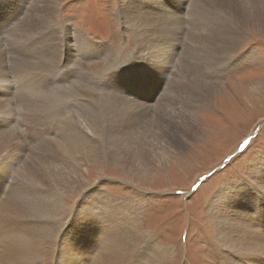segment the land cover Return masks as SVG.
Returning a JSON list of instances; mask_svg holds the SVG:
<instances>
[{"label": "rangeland", "instance_id": "obj_1", "mask_svg": "<svg viewBox=\"0 0 264 264\" xmlns=\"http://www.w3.org/2000/svg\"><path fill=\"white\" fill-rule=\"evenodd\" d=\"M34 1L22 0L21 5L15 8L16 16L9 15L8 19L11 22L16 17H21L20 20H26L28 17L31 20L33 15H30V8ZM119 1L57 0L53 14L55 25L54 22L52 25L58 34L62 36V33L68 32V40L73 44L72 31L80 32L91 43L106 45L109 50L101 51L102 54H85L73 46L70 54L67 55L69 59L66 76L61 72L51 79L46 71H36L31 66L30 71L34 78L35 73L45 75V81H50V85H53L52 89H59L60 93L66 96L61 102L64 111L56 114L57 120L63 125L56 132L49 134L52 139L63 142L66 136L62 135L68 134L67 132L74 126V117L77 115H79V123L97 124L92 120V110H97L102 112V116H107L108 121L106 125L102 124V137L112 138L118 135L123 139L122 141L133 137V141L136 142L134 144L138 148L139 146L147 148V144L153 142L151 148L156 146V143L162 142L163 154L159 153L161 148L153 149L156 154L164 156V161L162 165L153 160L150 165L142 164L145 170L139 173L134 170L136 167L129 169L126 162H117L102 155L99 165L92 164L84 168L83 176L87 183L84 184L82 192L85 198L73 192L60 193L61 207L58 218L62 228L58 235L70 222L77 223V216L80 213L97 216L102 213L100 207H105L110 201L121 196L135 193L139 203H142L137 228L149 232L146 240L156 239L158 245L171 247L172 255L168 257L166 264H221L222 257L219 256L218 240L214 235L215 229L211 222L213 215L209 206L213 195H216L218 189L221 191L219 199L220 203H224L225 208L230 200L243 201L244 196L249 198V208H252L256 197L262 201L258 204L262 203L264 206V186L260 185L261 188L257 189L258 182L254 181L256 177L253 176L254 167L260 163L264 165V84L256 90L254 96L251 93L258 86L257 82L264 83V25H246L239 29L238 34L224 44L222 53L218 51L216 54L210 47L212 45L216 49L215 42L209 43L205 37L202 41H197V38L191 34L187 15L192 9L194 0H183L178 11L174 5L168 7L177 11L175 16L165 15L166 20L159 19L155 15L151 16L155 20L148 34L155 33L157 37L152 40L151 37L149 38L151 44L147 42V44L143 43L144 46H139L141 38H134L131 30L124 26L118 17ZM161 1L168 6L166 0ZM214 1L221 3V0ZM2 2L6 1L2 0ZM154 6L155 4L152 5V9ZM1 9L5 11L4 8ZM211 10L214 11H209L208 15L210 17L213 16L212 13L214 14L215 18L212 17V20L224 16L222 9L211 8ZM0 20L3 21L2 17ZM165 26H168L167 29L164 28ZM144 33L147 34V31ZM63 38L67 39V36ZM36 39V34L32 32L28 36L26 30L21 38L24 47L21 54L24 61L29 59L31 65L38 58L34 52ZM159 48H163L164 56L157 58L160 52L155 50ZM16 50L18 51L19 48ZM14 54V56L12 53L9 54V67L12 58L16 59L18 52ZM216 58L222 62H218ZM42 59L44 61V58ZM140 62L141 67L136 68L139 67ZM155 62L160 63L158 69L154 67ZM145 66L150 68L149 72L144 70ZM79 71H82L83 75L79 76ZM158 72H160L159 76ZM178 73L181 75L179 76ZM166 75H169L167 80L164 79ZM6 77L14 80V77L11 76L13 79L9 77V72ZM163 80L166 81L164 86ZM7 83L8 85H5ZM11 83L10 81L0 83V89L4 86L13 87L14 83L13 85ZM42 85L44 87V83ZM152 85L154 91L149 97L145 93L140 96V91L147 93ZM129 86L136 92L130 93ZM114 90L121 93L127 91L130 98L121 94L115 95ZM164 93L167 96H164ZM22 99L26 100V96ZM10 105L12 116L8 113L3 115L2 112L0 113V120L4 117L16 122L12 121L13 127L0 132V153L5 152L0 160L6 156L9 161L4 164L11 171L5 177L0 176V191L3 184L0 201L11 190L19 194H23L24 190L30 193L32 186L44 191L49 190V182L48 185L37 181L34 183L35 180L30 174L33 164L27 161L30 154V156L36 155L37 152L35 148L31 149L30 141L27 143L29 138L26 135V139L22 136V127L27 130L34 127L35 122L29 115H21L26 113L22 111V108H25L23 106H26L22 101L18 104L12 99ZM111 107L121 109L117 111L118 113L123 111L128 114L118 119L115 116L110 119L114 114ZM36 108L37 106H33L31 110L34 111V115L38 113ZM120 122L121 124H118ZM14 128L19 131L17 138L7 145L5 135ZM14 143H20V146ZM50 159L55 164L54 158L50 157ZM139 159L145 160V157ZM142 162L146 163V161ZM259 179L264 183L263 172ZM12 181H15V184ZM248 191H251L249 195ZM228 192L230 196L225 195ZM102 223L106 225L105 221ZM76 225L75 227L78 228V223ZM50 250L38 254L37 261L44 258L41 264H46L47 257L45 258L43 254L50 257ZM221 250L226 252L222 247Z\"/></svg>", "mask_w": 264, "mask_h": 264}, {"label": "bare ground", "instance_id": "obj_2", "mask_svg": "<svg viewBox=\"0 0 264 264\" xmlns=\"http://www.w3.org/2000/svg\"><path fill=\"white\" fill-rule=\"evenodd\" d=\"M4 1L6 2L0 0V17L3 19V21L0 20V53L2 51L0 55V83L10 81L14 83V86H4L1 88L3 93H0V113L2 112V115L3 113H8L10 116L13 115H11L12 112L10 108L12 99L18 104H21L22 101L23 104L26 105L23 106L25 108H22V111L26 113H21V115H29L34 120L35 126L28 128L25 135L31 142V149L34 150L35 148L37 152L36 155L32 154V156H30V154L27 160L33 164L30 169V174L33 180H35L34 183L37 181L45 184L47 183L48 185L49 182V190L44 191L36 186H32L30 193L24 190L23 194H19L11 190L9 194L0 201V264H41L44 259L42 258L43 255H45V258L47 257L46 264H166L168 257L172 255L171 247L168 248V246L158 245L155 241L156 239L149 240V238L146 240L149 232L137 228L140 205L142 203H139V198L135 193L121 196L118 199L110 201L105 207H100L102 213L97 216L80 213L76 221L79 229L75 227L77 223L73 224V222H70L67 227L63 229L62 233L58 235L62 228V226L60 227V218H58L61 207L59 204L61 199L60 193L73 192L79 194L81 198L84 197L82 189L84 184L87 183V180L83 176L84 168L92 164L99 165L98 163L101 162L103 156L106 155L108 158L116 160L117 162L128 163L129 169L136 167L134 169L135 171L143 173L145 169H143L142 164L150 165L153 160L155 163H160L162 165L164 156L156 154L153 148H161L159 153L161 152L163 154L162 151L164 147L162 146V142H160L156 143V146L150 148L153 144V142H151L147 144V148L141 146L138 148V146L134 144L136 142L133 141V137L127 140L124 139V141H122L123 139H120L118 135H114L112 138H108L105 135V137H102V124L106 125L108 121L107 116H102V112L97 110H92V120L97 124L79 123V115H77L74 117V126L70 128L69 132H67L68 134L62 135L66 136L63 142L52 139L49 134L56 132L63 125L57 120L58 116H56V114L62 110L64 111V105H62L61 102H63V98L66 96H63L59 89L53 90V85H50V81H45V75L43 76L35 73L34 78L30 69L33 68L36 71H46L51 79L61 72H64V76H66V74H68L66 69L68 68L67 63L69 59L67 55L70 54V49L73 48V46L76 47V50L79 49L85 54H102L101 51L107 52L109 48L106 45H95L93 42L91 43L84 37L85 35L83 36L80 32L71 30L74 33L73 44L68 40V32H61L63 34L62 36L58 34V31L52 25V22H54L53 14L56 10L57 0H33L34 2L30 8V15H33L31 20L28 17L26 20H20L21 17H16L12 22L8 19V16H16L15 8L21 5L22 0ZM166 1L168 6L161 0L119 1L117 9L118 17L121 23L131 30L132 35L135 36L134 38H141L139 40V46H144L143 43L147 44V42L151 44V40L157 37L155 33L148 34V31L151 32V24H154L155 20V18L151 16L155 15V17L159 19L166 20V16H175L174 14L181 8V3L183 2V0ZM153 4H155V6L152 9ZM171 5H174L177 11L168 8ZM191 6L192 9L190 8V13L187 15L190 21L189 29H191V34L197 38V41H202L205 37L209 43L215 42L217 45L216 49L215 46L211 45L210 47H212L211 51L214 50L216 54L218 51L222 53L224 44L228 39H233L238 34L239 29L246 27V25H264V0H221V3L214 0H194ZM1 8H4L5 11H1ZM211 8L215 10L222 9V14H224V16L220 17L215 14L218 17L212 20L214 14L212 13L213 16L210 17L208 15L209 11H214L211 10ZM167 27L168 26H165L164 28L167 29ZM25 30L28 32V36L32 32L37 36L34 44V52L38 58H36L37 61L33 63V65L29 64V59L24 61L23 54H21L24 48L21 38ZM144 31H147V34H145ZM203 33L205 35H203ZM64 36H67V39L63 38ZM149 38L151 40H149ZM191 45L193 46V44ZM231 45H233L232 40ZM205 47L207 48V46ZM16 48H19V50L17 51ZM155 51L160 52V56H157V58L164 56L163 48H159ZM8 52L9 54L12 53L13 56L15 55L14 53L18 52L19 55H17L16 59L12 58V64L9 67L10 71L5 65V57ZM42 58H44V61ZM57 60L58 62H56ZM216 60L222 62L219 61L218 58H216ZM222 60L224 59L222 58ZM18 67L20 68V72L17 70ZM154 67L158 69L160 63L155 62ZM8 72L9 77H14V80H9L6 77ZM159 73L160 72H158V76ZM43 83L44 87L42 85ZM262 84H264L262 81L257 82L258 86H256L255 90L251 91L253 96ZM5 85H8V83ZM117 89L119 90V88ZM116 90L114 91L116 92ZM128 91L132 94L136 92L135 89L130 86L128 87ZM125 92L127 93V91ZM173 93L172 95L176 94V92L175 94ZM23 96H26V100L22 99ZM164 96H167V94ZM29 98L31 99L28 101ZM170 102L172 103V101ZM116 103L118 102L116 101ZM169 104L170 103H168V105ZM33 106H37V115H34V111H31ZM111 109H113L112 112L115 115L112 114L110 119H113V116L118 119L128 114L123 111L118 113L117 111L121 110L119 108L116 109L111 107ZM1 119L0 132L6 128L13 127L12 124L16 123L11 119H4V117ZM118 124H121V122ZM171 124H173V122ZM183 130L182 133L184 132ZM9 132L5 135L7 145H10L11 141L14 139L16 140V135L19 131L14 128L13 131ZM19 136H21V134ZM23 139L24 138H22V140ZM47 141L50 142L46 143ZM14 144L20 146V143ZM49 145L51 146L48 148H42ZM5 147L6 145L4 148ZM32 150L31 153H33ZM3 153L5 154V152ZM2 154L0 153V159L1 156H3ZM50 157L54 158L55 164L52 163ZM144 157L145 160L139 159ZM2 160H4V163L9 161L6 156L3 157ZM142 161H146V163ZM4 163L0 166V176L3 177L11 172L8 169L9 167L5 166ZM262 164L260 163L254 167L253 171V176L256 177L254 181L258 182L256 186L259 188L256 187L257 189L261 188L260 185L264 186V183L260 182L259 179L260 174L262 172L264 173V165ZM4 167L6 168L5 170ZM14 182L13 184H15ZM2 189L3 184L1 191ZM220 193L221 191L218 189L216 195H213L212 202H210L209 206L213 215L211 222L215 229V238L218 240L219 256L222 257L221 264H264V206L262 203L258 204L261 199L256 197L253 202L254 204H252V208H249V198L248 196H244L243 201L230 200L229 205L225 208L224 203H220ZM250 193L251 191H248V195ZM225 195L230 196V193L228 192V194ZM250 211L252 212L250 213ZM102 221H105L106 225H104ZM221 247L231 256L222 251ZM38 249H40V251H38ZM47 249H51L49 251L50 257L43 254L40 256L42 260L38 259L39 261H37L38 254L41 255V253L43 251L46 252ZM235 255L240 257H236Z\"/></svg>", "mask_w": 264, "mask_h": 264}, {"label": "snow or ice", "instance_id": "obj_3", "mask_svg": "<svg viewBox=\"0 0 264 264\" xmlns=\"http://www.w3.org/2000/svg\"><path fill=\"white\" fill-rule=\"evenodd\" d=\"M3 163H4V162H3L2 160H0V166H2V165H3Z\"/></svg>", "mask_w": 264, "mask_h": 264}]
</instances>
